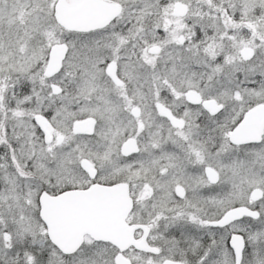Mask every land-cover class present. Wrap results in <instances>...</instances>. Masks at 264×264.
Here are the masks:
<instances>
[{"label":"snow or ice","instance_id":"snow-or-ice-1","mask_svg":"<svg viewBox=\"0 0 264 264\" xmlns=\"http://www.w3.org/2000/svg\"><path fill=\"white\" fill-rule=\"evenodd\" d=\"M0 264H264V0H0Z\"/></svg>","mask_w":264,"mask_h":264}]
</instances>
